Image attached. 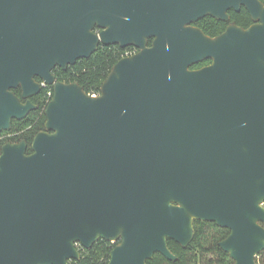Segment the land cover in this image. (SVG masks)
Segmentation results:
<instances>
[{
    "label": "water",
    "instance_id": "water-1",
    "mask_svg": "<svg viewBox=\"0 0 264 264\" xmlns=\"http://www.w3.org/2000/svg\"><path fill=\"white\" fill-rule=\"evenodd\" d=\"M252 23L216 36L194 23ZM151 44L148 45V40ZM100 44L133 46L91 96L55 79ZM209 59L199 68L192 65ZM38 78V80H36ZM53 94L44 130L0 153V264H68L116 242L107 264L187 246L194 220L229 229L232 264L264 250L261 0H0V132ZM19 88L22 98L12 91Z\"/></svg>",
    "mask_w": 264,
    "mask_h": 264
},
{
    "label": "trees",
    "instance_id": "trees-1",
    "mask_svg": "<svg viewBox=\"0 0 264 264\" xmlns=\"http://www.w3.org/2000/svg\"><path fill=\"white\" fill-rule=\"evenodd\" d=\"M264 3V0H261ZM229 21L217 20L211 16L200 18L194 24L201 28L209 36H216L221 33L226 26L233 22L243 28L248 27L253 21L249 12L241 7L239 11L228 10ZM151 39L148 40V45ZM137 51L133 46L122 48L118 45L100 44L95 52L87 58H80L74 64L68 65L66 69L55 67L52 70L56 80L63 82H77L87 93L99 94L100 86L112 66L127 54ZM210 63L209 59L203 60L191 66L199 68ZM50 91V95L48 94ZM17 92V90H14ZM53 94L52 85L44 86L42 90L33 97L32 102L36 108L23 120H13L11 127L5 133H15L22 131L16 136H0L1 146L6 141H18L24 138L27 143V153L31 152L30 141L35 133L42 130L45 122L44 109ZM27 126H30L26 129ZM194 236L187 246H182L174 240L168 239V247L176 256V260H169L159 252L149 258L147 264H232L233 260L218 245V242L229 234V229L220 227L214 222L194 220ZM116 242L99 239L90 248L77 245L80 253L79 259H72L68 264H107L110 258V251ZM257 264H264V250L255 258Z\"/></svg>",
    "mask_w": 264,
    "mask_h": 264
},
{
    "label": "flooded vegetation",
    "instance_id": "flooded-vegetation-1",
    "mask_svg": "<svg viewBox=\"0 0 264 264\" xmlns=\"http://www.w3.org/2000/svg\"><path fill=\"white\" fill-rule=\"evenodd\" d=\"M126 47H129V46H126ZM126 47H123V48H126ZM135 48V47H134ZM135 49H137V48H135ZM36 80H38V78H36ZM44 87V86H43ZM42 87V88H43ZM42 88L40 89V91L42 90ZM14 90H17V92H14ZM12 91L20 98V100H21V102L22 103H25L26 102V100H27V98H22L21 97V92H20V89L19 88H14V89H12ZM39 91V92H40ZM38 92V93H39ZM37 93V94H38ZM37 94H35V95H37ZM35 95H33V96H31L29 99L31 100V102H32V99H33V97L35 96ZM33 103V102H32ZM34 104V103H33ZM35 105V108H36V104H34ZM35 108H33V109H31L28 113H27V115L23 118V119H25L30 113H31V111H33ZM23 119H21V120H23ZM13 120H16V119H13ZM13 120H12V122H13ZM12 122H11V124H12ZM45 123V122H44ZM10 127H11V125H10ZM10 127L7 129V130H3L2 132H0V136L1 137H5V136H9V137H13V136H16V135H18V134H20V133H22V131H19V132H15V133H5L6 131H8L9 129H10ZM30 126H27L26 127V129H28ZM44 127V126H43ZM42 130H44V128L42 129ZM42 130H39V131H42ZM38 131V132H39ZM37 132V133H38ZM36 135V133L34 134V136ZM33 136V137H34ZM33 137H32V139H33ZM32 139H31V141H32ZM21 140H25L24 138H21L20 140H18V141H6V142H11V143H13V142H19V141H21ZM26 141V140H25ZM31 141H30V144H31ZM5 142V143H6ZM27 142V141H26ZM30 144H29V146H30ZM27 147H28V143H27ZM31 149V148H30ZM26 152H27V149H26ZM30 153V152H29Z\"/></svg>",
    "mask_w": 264,
    "mask_h": 264
},
{
    "label": "built area",
    "instance_id": "built-area-1",
    "mask_svg": "<svg viewBox=\"0 0 264 264\" xmlns=\"http://www.w3.org/2000/svg\"><path fill=\"white\" fill-rule=\"evenodd\" d=\"M128 55V54H127ZM130 55V54H129ZM45 86H48V85H45ZM50 91H48V94L50 95ZM91 96H96V95H98V94H96V93H89ZM262 205L264 206V202L262 203Z\"/></svg>",
    "mask_w": 264,
    "mask_h": 264
}]
</instances>
